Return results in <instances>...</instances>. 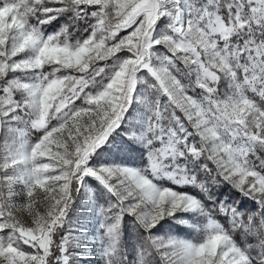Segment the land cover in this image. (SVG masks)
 <instances>
[{
  "label": "snow or ice",
  "instance_id": "6c2138e0",
  "mask_svg": "<svg viewBox=\"0 0 264 264\" xmlns=\"http://www.w3.org/2000/svg\"><path fill=\"white\" fill-rule=\"evenodd\" d=\"M0 264H264V0H0Z\"/></svg>",
  "mask_w": 264,
  "mask_h": 264
},
{
  "label": "rangeland",
  "instance_id": "374dc122",
  "mask_svg": "<svg viewBox=\"0 0 264 264\" xmlns=\"http://www.w3.org/2000/svg\"><path fill=\"white\" fill-rule=\"evenodd\" d=\"M181 235H183V233H181Z\"/></svg>",
  "mask_w": 264,
  "mask_h": 264
}]
</instances>
